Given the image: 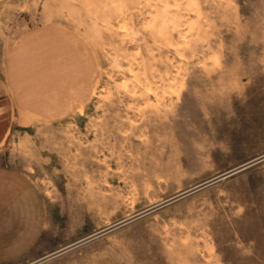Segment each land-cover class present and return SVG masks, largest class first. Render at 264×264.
<instances>
[{"label": "rangeland", "instance_id": "1", "mask_svg": "<svg viewBox=\"0 0 264 264\" xmlns=\"http://www.w3.org/2000/svg\"><path fill=\"white\" fill-rule=\"evenodd\" d=\"M51 24L99 75L69 117H10L0 164L58 226L14 264H264V0H0V59Z\"/></svg>", "mask_w": 264, "mask_h": 264}, {"label": "crops", "instance_id": "2", "mask_svg": "<svg viewBox=\"0 0 264 264\" xmlns=\"http://www.w3.org/2000/svg\"><path fill=\"white\" fill-rule=\"evenodd\" d=\"M99 75L90 43L75 29L43 25L20 36L0 59V145L10 117L63 119L91 100ZM57 224L39 183L0 164V264L36 262L56 251Z\"/></svg>", "mask_w": 264, "mask_h": 264}]
</instances>
